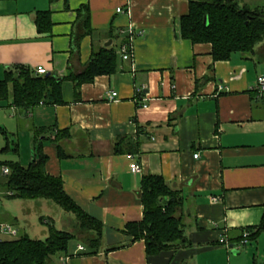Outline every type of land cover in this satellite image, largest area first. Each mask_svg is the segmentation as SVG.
I'll use <instances>...</instances> for the list:
<instances>
[{"label":"crops","instance_id":"0c3cea01","mask_svg":"<svg viewBox=\"0 0 264 264\" xmlns=\"http://www.w3.org/2000/svg\"><path fill=\"white\" fill-rule=\"evenodd\" d=\"M189 1L0 0V81L22 66L63 79L62 104L26 111L0 101V151L8 149L0 160L11 154L27 168L41 144L48 175L61 178L66 194L104 226L100 250L91 254L76 243L69 264H264V236L241 241L264 218V95L255 89L264 76V45L252 57L235 53L216 62L211 44L182 37ZM84 7L92 34L76 55L73 32ZM40 12L50 13L48 32L38 30ZM129 27L144 32L133 41L132 57L120 52ZM109 41L117 71L95 76L77 95L68 77L80 75ZM112 92L118 96L111 101ZM121 141L136 152L117 154ZM134 163L140 173L131 172ZM154 175L181 195L177 216L187 246L148 257L144 240L132 241L126 227L144 219L140 187ZM12 201V218L24 220L17 207L23 200ZM58 258L50 264H60Z\"/></svg>","mask_w":264,"mask_h":264},{"label":"trees","instance_id":"16d2710c","mask_svg":"<svg viewBox=\"0 0 264 264\" xmlns=\"http://www.w3.org/2000/svg\"><path fill=\"white\" fill-rule=\"evenodd\" d=\"M189 12L181 18L182 37L194 44L212 45V57L216 62L228 61L235 53L244 57L257 54L264 45V10L252 9L232 0H190ZM88 7L79 10L73 32L72 51L79 54L84 37L92 34ZM36 22L40 32L52 27L50 13H38ZM128 37L124 39L126 43ZM117 50L109 47L95 52L80 75H70L77 95L80 87L92 83L95 76L110 75L117 71ZM63 79L51 75H35L25 67L10 69L4 81H0V101H12V105L31 111L38 105L63 103ZM35 159L24 168L18 162H3L0 169L8 168L7 182L3 186L10 200H46L72 213L77 219L78 234L56 229L48 222L49 236L41 241L23 236L14 240L0 241V264H50L59 255H67L71 241L78 237L95 254L100 250L104 226L83 211L64 191L63 180L46 172L47 155L42 145L35 149ZM136 145L130 141L115 144L117 154L135 153ZM8 149L0 151L7 152ZM140 201L144 207V219L140 223H129L127 235L132 241L144 240L148 257L187 246L184 222L177 212L182 206L178 191L168 187L161 176H145L141 183ZM247 241H256L264 236V218L259 226L251 230ZM242 236V240H243ZM241 240V241H242Z\"/></svg>","mask_w":264,"mask_h":264},{"label":"rangeland","instance_id":"374dc122","mask_svg":"<svg viewBox=\"0 0 264 264\" xmlns=\"http://www.w3.org/2000/svg\"><path fill=\"white\" fill-rule=\"evenodd\" d=\"M240 1V3L244 2L249 3L252 9H260L264 10V0H236ZM14 160V157L11 154L4 155L2 158L3 162H11ZM6 176L3 174L2 168L0 169V184L3 185L6 182ZM0 191H4L3 187H1ZM4 193V192H3ZM2 194V193H1ZM46 201V200H45ZM13 201L8 199L6 196L0 197V222L8 223L13 226L14 230H18L15 232L19 237L30 236L32 239H39L41 241L47 238L48 234V224L53 225V220H55V225L57 228L62 229L63 231L73 232L78 234V224L75 216L70 213H66L61 207L51 203L44 202V200H27L17 202L18 210L22 211V216L25 217L24 220H16L12 218V213L9 210L8 205ZM20 203V204H19ZM48 203V204H45ZM35 204V205H33ZM48 206V210L42 211L43 205ZM14 237L11 236V238ZM261 240V252L264 249V237L260 238ZM263 242V243H262ZM76 243H81L83 245L84 242L80 237L76 240L71 241L70 248L76 245ZM257 245V243H256Z\"/></svg>","mask_w":264,"mask_h":264},{"label":"built area","instance_id":"2783aa9c","mask_svg":"<svg viewBox=\"0 0 264 264\" xmlns=\"http://www.w3.org/2000/svg\"><path fill=\"white\" fill-rule=\"evenodd\" d=\"M123 12L124 11L121 8L118 10V13L119 14L120 13H123ZM126 13L129 14V11H126ZM133 29H134L133 27H129V30L127 32L128 33V40H127L126 43H123L121 45V50H120V52H121L122 55H126V56H129V57H132L133 56L134 48L132 47V44H133L134 39L138 35H143L144 34V32H140V33L134 32ZM123 32L124 31H121V33H123ZM45 74H46V71L43 70V69H41V70H39L37 72L36 75H45ZM256 85L257 86H256L255 89H256L257 93L259 94V96L264 95V76H259L258 77L257 82H256ZM117 96H118L117 93L112 92L111 95H109V98L112 101V100L116 99ZM197 157H198V154H196L194 156V158H197ZM140 171H141V167L137 163H134L132 165V167H131V172L134 173V174H136V173H140ZM3 173L5 175H9L10 174V171H9L8 168H4L3 169ZM212 200H213V202H219L220 201L216 197L215 198H212ZM0 230H1L0 234H5V235H8V236H13V235L15 236L16 235L15 232H18L17 230H14L13 226L8 225V224L1 225L0 226ZM248 237H249V233H245L243 235V238L244 239L242 240V242L244 244L248 243L247 242V238ZM2 240L3 239L0 237V241H2ZM220 242H221L222 245L223 244H226V242H225L224 239H221ZM77 248H78V252H81V251H84L85 250L84 247H82V246H78ZM227 248H229V247L227 246ZM71 258H72V256H70L68 254L67 255H61L58 258V261L60 262V264H69L70 263L69 261H70Z\"/></svg>","mask_w":264,"mask_h":264},{"label":"water","instance_id":"95a60500","mask_svg":"<svg viewBox=\"0 0 264 264\" xmlns=\"http://www.w3.org/2000/svg\"><path fill=\"white\" fill-rule=\"evenodd\" d=\"M111 44H112V42L109 41V42L105 45V47L107 48V47H109Z\"/></svg>","mask_w":264,"mask_h":264}]
</instances>
